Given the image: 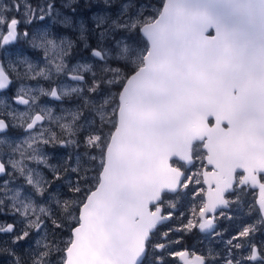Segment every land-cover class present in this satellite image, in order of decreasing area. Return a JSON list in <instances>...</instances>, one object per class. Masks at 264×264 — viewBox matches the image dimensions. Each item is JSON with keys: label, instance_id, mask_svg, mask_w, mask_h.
<instances>
[{"label": "snow or ice", "instance_id": "1", "mask_svg": "<svg viewBox=\"0 0 264 264\" xmlns=\"http://www.w3.org/2000/svg\"><path fill=\"white\" fill-rule=\"evenodd\" d=\"M0 264H264V0H0Z\"/></svg>", "mask_w": 264, "mask_h": 264}, {"label": "flooded vegetation", "instance_id": "2", "mask_svg": "<svg viewBox=\"0 0 264 264\" xmlns=\"http://www.w3.org/2000/svg\"><path fill=\"white\" fill-rule=\"evenodd\" d=\"M249 199H251V197H249ZM223 226H224V227H227V226H228V222H227V221H224V222H223ZM190 243H191V242H190Z\"/></svg>", "mask_w": 264, "mask_h": 264}, {"label": "rangeland", "instance_id": "3", "mask_svg": "<svg viewBox=\"0 0 264 264\" xmlns=\"http://www.w3.org/2000/svg\"><path fill=\"white\" fill-rule=\"evenodd\" d=\"M62 151V150H61Z\"/></svg>", "mask_w": 264, "mask_h": 264}]
</instances>
